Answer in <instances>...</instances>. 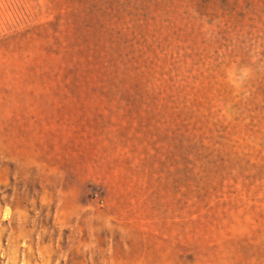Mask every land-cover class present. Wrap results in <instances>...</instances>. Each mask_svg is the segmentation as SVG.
<instances>
[{
	"label": "rangeland",
	"instance_id": "rangeland-1",
	"mask_svg": "<svg viewBox=\"0 0 264 264\" xmlns=\"http://www.w3.org/2000/svg\"><path fill=\"white\" fill-rule=\"evenodd\" d=\"M0 264H264V0H0Z\"/></svg>",
	"mask_w": 264,
	"mask_h": 264
}]
</instances>
